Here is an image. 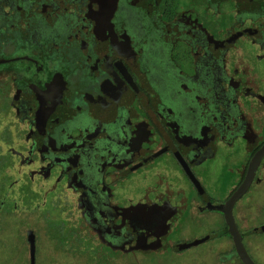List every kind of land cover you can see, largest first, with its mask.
Listing matches in <instances>:
<instances>
[{"label": "flooded vegetation", "instance_id": "af4514ba", "mask_svg": "<svg viewBox=\"0 0 264 264\" xmlns=\"http://www.w3.org/2000/svg\"><path fill=\"white\" fill-rule=\"evenodd\" d=\"M264 264V0H0V264Z\"/></svg>", "mask_w": 264, "mask_h": 264}, {"label": "water", "instance_id": "95a60500", "mask_svg": "<svg viewBox=\"0 0 264 264\" xmlns=\"http://www.w3.org/2000/svg\"><path fill=\"white\" fill-rule=\"evenodd\" d=\"M242 258H243V260L245 261L246 264H253V263L250 261V259L246 257V255L243 256V254H242ZM32 264H33V263H32Z\"/></svg>", "mask_w": 264, "mask_h": 264}]
</instances>
